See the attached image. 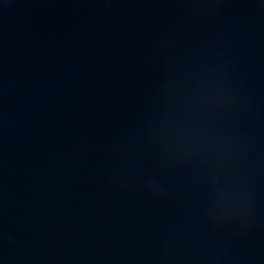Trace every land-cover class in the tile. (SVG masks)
Here are the masks:
<instances>
[{
	"label": "water",
	"instance_id": "obj_1",
	"mask_svg": "<svg viewBox=\"0 0 264 264\" xmlns=\"http://www.w3.org/2000/svg\"><path fill=\"white\" fill-rule=\"evenodd\" d=\"M0 264H264V0H0Z\"/></svg>",
	"mask_w": 264,
	"mask_h": 264
}]
</instances>
